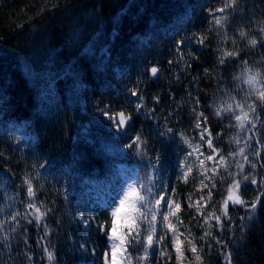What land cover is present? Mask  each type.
Instances as JSON below:
<instances>
[{
  "label": "trees",
  "instance_id": "1",
  "mask_svg": "<svg viewBox=\"0 0 264 264\" xmlns=\"http://www.w3.org/2000/svg\"><path fill=\"white\" fill-rule=\"evenodd\" d=\"M224 3L0 0V264H87L92 248L98 257L107 251L105 234L94 226L87 233L79 216L92 180L109 178L119 164L136 169L145 185L151 183L149 172L155 167L160 186L169 192L174 189L171 199L180 204L168 222L176 234H183L184 261L177 259L173 233L165 222L167 235L160 248L168 255L161 257L157 249L150 264H229V260L264 264V196L253 211L229 201L227 216L222 215L232 177L224 166L211 180L198 173L192 163L195 153L187 155L192 148L179 135L183 133L195 147V117L203 112L228 172L237 173V165L244 164L248 174L241 148L249 161H264V108L254 96L245 103L251 89L242 77L248 68L253 74L260 72L258 79L264 84V0H237L235 10L216 12ZM212 13L227 15L223 26L215 24ZM200 36L206 37L203 46L193 43ZM253 39L256 45L249 43ZM182 40L183 59H179ZM226 52H239V57H225ZM152 66L160 69L155 78L149 71ZM137 82L143 114L134 111L135 101L129 98ZM233 97L247 111L255 100L260 116L255 130L258 144L247 139L252 134L247 131L250 124L241 130L239 122L230 119L232 112L215 114L228 103L239 114ZM105 110L131 113L127 136L109 127L102 115ZM136 135L146 142L143 155L126 147ZM262 173L264 167L257 164L253 175L259 180ZM25 177L32 180L37 207L42 212L52 209L39 223L31 215L34 209L27 207ZM201 180L209 187L215 184L211 198L208 188H201ZM261 191L264 186L242 182L235 194L250 203ZM141 193L145 195L143 189ZM198 200L199 211L189 207ZM15 212L21 213L18 224L8 222ZM211 215L221 217L222 227L215 218L206 222ZM111 219L105 212L96 222L110 226ZM133 227L144 235L139 219ZM160 229L161 225L157 237ZM189 241L197 249L195 254ZM45 249L52 252V260ZM142 250L128 248L132 264H143L136 259Z\"/></svg>",
  "mask_w": 264,
  "mask_h": 264
},
{
  "label": "snow or ice",
  "instance_id": "2",
  "mask_svg": "<svg viewBox=\"0 0 264 264\" xmlns=\"http://www.w3.org/2000/svg\"><path fill=\"white\" fill-rule=\"evenodd\" d=\"M237 6V0H225V3L223 7L216 9V12L224 13L226 8H231L235 10ZM215 24L223 26V21L227 19V15L224 16H216L215 13H212ZM261 32L264 33V28L261 29ZM241 36H244L245 33L241 32ZM206 37L200 36L193 39L194 44H199L200 46L204 45ZM249 43L251 45H256L257 41L255 39L250 40ZM185 45V41H179L178 42V48L177 52L179 53V59H183V46ZM225 57L233 56V57H239V52H226L224 53ZM245 66L247 65L246 61H240ZM171 63V61H169ZM220 64L224 63V59L221 58L219 61ZM150 74L153 78H155L160 71V69L157 66H152L150 68ZM261 76L260 72L252 73L251 69L246 68V74L242 73V77H244V82L247 83L250 87V91L248 95L244 98L245 103L247 102V99L250 97H255V100L260 101V107L264 108V84H261L260 80L258 79ZM237 79H240L239 77ZM260 84V87L253 88V85ZM130 94L133 97H136L137 100L134 102V111L138 114H143L141 112V109L144 108L143 98L140 92V83L137 82V84L130 89ZM157 102L159 101L158 97L154 98ZM233 103L235 104L236 108L240 109L239 114H235V109L233 108L232 103L226 104V106H221L217 109L216 115L219 116L221 112H232L234 114L233 117L237 122H239L238 126L241 130H245L246 123L250 124V127L247 128V131L252 133L250 136H248V140H255L257 144L259 143V140L257 139L255 135V130L257 128V122L260 120L259 113L257 112V106L255 100L253 103L248 104V111H244V104H242L240 101H236L235 98H232ZM197 103H199L197 101ZM195 111V109H193ZM249 112L253 114V116L249 117ZM102 115L107 118L109 121V127H114L117 130V133H123V135L127 136V129L131 126L132 116L131 113L125 114L124 111H120L115 114H110L109 111L105 110L102 112ZM195 129L197 130V136L199 140L202 142L203 145H206L208 149L211 150L210 155L206 156L205 158L209 161H214V164H219L224 160L223 156L219 157V160H215V156L219 155V149L216 148L213 145L212 142V133L210 129L207 126V117L204 116L203 112H199L195 117ZM261 126H264V123H262ZM168 132L171 133L172 129L169 128ZM182 137V140L184 143L188 144L189 148H192V152H188L187 155L191 156L195 152L200 151L201 145H196L195 147L191 144V142L188 140L186 136H184L183 133L179 134ZM219 135V133L217 134ZM237 143H239V139L236 140ZM135 146V147H134ZM127 148L133 149V151L136 152L137 155H143L146 153V142L142 139L140 135H136L135 137L130 138V142L126 145ZM239 154L243 156L244 161H246L249 164V172L248 174H244V164H238L237 167L239 168V172L237 173H231L227 171V166H225V173L228 176L232 177V183L229 186L228 189V196L224 200L222 207L223 212L222 215L227 216V209H228V202L231 201L232 204L241 205L245 208H247L249 211L255 210L259 203L261 196H264V191H261L258 196L252 200L250 203L246 202L245 200L241 199L239 195H236L235 193L239 191L242 182L249 183L251 185H260L264 186V173L260 174L259 180L257 179L256 175H253L254 170L257 167V164H260L261 167H264V161H249L248 155L244 154V149L241 148L239 151ZM200 155H203L201 152ZM255 155L258 157L260 155V152L257 150L255 152ZM199 159V157H197ZM156 160H159V157H156ZM200 164L203 165L204 161L200 160ZM43 167V165H41ZM155 167L153 168V172H155ZM190 171V168H189ZM213 172H215V167L213 168ZM185 178L187 177V173L184 174ZM239 177V178H237ZM207 179L211 180V177H206ZM24 184L27 185V195L30 198V201L27 205L29 209H34V211L31 213V215L35 218L37 223L43 220V218L52 211V209L48 208L46 211L42 212L40 207H37L36 203L34 202L35 198V191L32 186V180L28 177H25ZM201 188H208L207 196L208 198H211L212 195V188L215 187V184L212 183L211 187H209L208 184H205L203 180H201ZM143 189L145 195H140V190ZM153 189H157L156 191H153ZM174 193V189L172 192H169L167 188L164 186H160L157 188V185L155 183H149L147 185L140 183V181H137L136 184L130 185L127 187L126 192H121L117 199L113 202L115 204V207H109L110 215H111V225L109 226L108 222H100L97 223L95 217H91L88 220L84 219V216H79V220L81 221L82 225L86 227L94 226L99 232H102L105 234V236L112 241L111 247L105 251L102 254L103 264H132V257L131 254L128 252V248L132 247L133 250L137 246L142 247L144 249L143 255L136 257L138 261H145L149 257V249L157 250L159 249V255L161 257H166L168 254L163 249L160 248V245L165 239V236L167 233L164 232V226L165 222H168L169 216H175L176 213L180 210V204L173 201L171 199L172 194ZM135 199H132V198ZM167 197V199H165ZM205 197L202 195L201 200H204ZM139 205V207H137ZM151 205V207H149ZM162 207H159L161 206ZM125 207L129 208V219L132 220L134 223L136 219H139L141 221V224L144 225L143 231L144 235H141V231L138 230L137 227H133L131 223L126 224V232L123 235L117 236L116 233V219L119 217L120 213L125 209ZM189 207H196L197 211H199L200 207V201H196L195 205L189 204ZM141 209H144V211H141ZM166 213V214H165ZM27 213L24 214V218L27 219ZM157 215H159L160 220L159 223L161 225L160 232L161 234L154 239V235L157 232L156 223H157ZM21 216L20 212H15L11 215V221L8 222H16L19 223L18 217ZM215 220L218 224L222 227V221L220 216H215ZM208 217H205V220L207 222ZM229 222H231V218L229 217ZM241 220H244V217H241ZM32 221L29 220V223ZM179 222V221H178ZM182 223V222H181ZM167 228L170 229L173 233L171 238V243L173 244L175 248V252L177 254V259L179 260L182 257V251H181V243L180 236L183 235L182 233L176 234V230L174 225L171 224V222L167 223ZM0 228H3V222H0ZM45 230L47 232V227L45 225ZM130 237V239H128ZM118 241V243H117ZM127 241V243H126ZM219 243V241H217ZM189 244L191 245V252L196 253L197 249L194 244H192L191 241H189ZM81 247L84 249L85 253H88L89 249L87 244L81 245ZM47 253V257L49 260H52L53 254L52 252L45 249ZM118 252H119V259H118ZM91 254L95 255V248L91 249ZM230 256V254H229ZM200 257L197 256V260H199ZM93 264L95 262L93 261ZM230 264V260H229Z\"/></svg>",
  "mask_w": 264,
  "mask_h": 264
},
{
  "label": "rangeland",
  "instance_id": "3",
  "mask_svg": "<svg viewBox=\"0 0 264 264\" xmlns=\"http://www.w3.org/2000/svg\"><path fill=\"white\" fill-rule=\"evenodd\" d=\"M129 97L134 98L135 101L137 100V98L131 96V94ZM244 111H247V110H244ZM211 138H212L213 145L215 146L214 141H213V137H211ZM198 144L201 145L200 151L195 152L196 155L194 154V159L192 157L193 161H192V159H191V161H192L194 167L197 169L198 173H201V175L204 177H212V175H214L215 173L220 172L221 166L225 167L227 165V163L225 162V159L222 162H220L219 164H214V161L207 160L205 157L212 154L211 150L208 149L206 145H203L197 136V144L196 145H198ZM201 152L203 153V155H200ZM219 153H220V151H219ZM197 157H199V159H197ZM200 160L204 161L203 165L200 164ZM215 160H217V161L219 160V155L215 156ZM214 167H215V172H213ZM119 173H121V178L117 180V184L119 185V187H118L117 191H115V193L112 196L114 201L117 199V197L119 196V194L121 192L127 191L128 186L137 183L136 180L134 179V177H132L130 179V178H127L121 171ZM154 174H156V173H154V172L151 173L153 180H154V176H155ZM120 180L122 181L121 183H120ZM117 184L112 186L111 188L113 189L114 187L118 186ZM100 189H102V188L100 187ZM92 194H93L92 190L88 191L87 192V198L84 201L85 204H84V208H83V214H81V215L84 216L85 220H88L91 217H95V219L97 220V217L99 215H101L100 208H99V206H97V204H101V200H102L101 196H98V194H97L96 196L92 197L91 196ZM132 199H135V198L133 197ZM215 216H218V215H211L208 217V220L214 219ZM116 223H117L118 227L116 228V234L115 235H117V236L122 235V228L124 227V224L126 225L129 223H132V225H134L135 222L133 223L132 220L129 219V208L128 207H125V209L120 213L119 217L116 219ZM92 227L93 226H90V227L85 226L87 233H89V231ZM111 243H112V241H110L109 248L111 247ZM117 243H118V241H117ZM181 251H182V246H181ZM117 255H118V259H119V252ZM149 257H150V254H149ZM180 259L182 261H184L183 251H182V257ZM93 261L95 262V264H103L102 254L99 257H98V254L96 251H95L94 256L91 254L90 258L87 259V264H93Z\"/></svg>",
  "mask_w": 264,
  "mask_h": 264
},
{
  "label": "flooded vegetation",
  "instance_id": "4",
  "mask_svg": "<svg viewBox=\"0 0 264 264\" xmlns=\"http://www.w3.org/2000/svg\"><path fill=\"white\" fill-rule=\"evenodd\" d=\"M106 120H107V118H106ZM108 121V120H107ZM109 122V121H108ZM116 130V129H115ZM116 133H117V130H116ZM118 134V133H117ZM119 134H121V133H119Z\"/></svg>",
  "mask_w": 264,
  "mask_h": 264
}]
</instances>
